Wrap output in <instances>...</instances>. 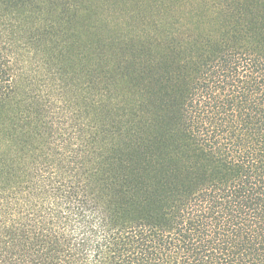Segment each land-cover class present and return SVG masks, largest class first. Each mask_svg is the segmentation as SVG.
Here are the masks:
<instances>
[{
	"label": "trees",
	"instance_id": "trees-1",
	"mask_svg": "<svg viewBox=\"0 0 264 264\" xmlns=\"http://www.w3.org/2000/svg\"><path fill=\"white\" fill-rule=\"evenodd\" d=\"M0 264H264V0H0Z\"/></svg>",
	"mask_w": 264,
	"mask_h": 264
}]
</instances>
